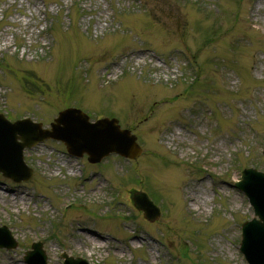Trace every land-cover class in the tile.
I'll return each instance as SVG.
<instances>
[{
	"label": "rangeland",
	"instance_id": "1",
	"mask_svg": "<svg viewBox=\"0 0 264 264\" xmlns=\"http://www.w3.org/2000/svg\"><path fill=\"white\" fill-rule=\"evenodd\" d=\"M71 105L114 114L143 153L94 165L52 139L25 149L29 181L0 173V226L18 241L0 264H27L34 241L49 264L64 251L247 264L240 227L254 209L235 182L264 171V0H0V112L48 126ZM138 190L161 207L155 221Z\"/></svg>",
	"mask_w": 264,
	"mask_h": 264
},
{
	"label": "water",
	"instance_id": "2",
	"mask_svg": "<svg viewBox=\"0 0 264 264\" xmlns=\"http://www.w3.org/2000/svg\"><path fill=\"white\" fill-rule=\"evenodd\" d=\"M55 122L52 123V130H48L43 129L42 123H33L29 119L10 123L0 115V171L3 170L6 176L16 181L29 179L32 171L26 168L23 161V149L52 136L64 140L73 155L82 156L87 152L92 162L100 161L111 152L136 158L142 151L135 142L136 136L130 130L121 129L116 118L90 123L89 116L82 110L67 108L60 112ZM18 138H22L23 142L17 143ZM242 178L243 181L237 185L249 195L255 213L259 216L245 223L242 249L249 264H264V173L250 168L243 172ZM134 198L136 206L143 209L149 219L159 217V208L146 193H135ZM7 230L5 227L0 229V246L16 247L17 242ZM33 248L38 261H32L31 257H27V261L31 264H47L42 243H35ZM65 257L66 264H88L82 258L68 257L66 254Z\"/></svg>",
	"mask_w": 264,
	"mask_h": 264
},
{
	"label": "bare ground",
	"instance_id": "3",
	"mask_svg": "<svg viewBox=\"0 0 264 264\" xmlns=\"http://www.w3.org/2000/svg\"><path fill=\"white\" fill-rule=\"evenodd\" d=\"M71 170L73 171V168H71ZM188 197H191L190 195H188ZM192 198V197H191ZM13 199H16L15 197ZM22 200H24V198L22 197ZM85 230L88 231V235H87V239L89 237H92V236H95L97 237L98 240L102 239V235H100L99 233L93 231L92 229H89V228H86ZM139 239H144L143 237L141 236H138ZM10 254H7V252L5 253V256H8ZM9 259V261L5 262L4 264H17V259L15 258H11V257H7Z\"/></svg>",
	"mask_w": 264,
	"mask_h": 264
}]
</instances>
